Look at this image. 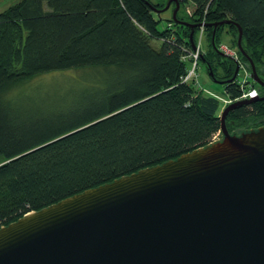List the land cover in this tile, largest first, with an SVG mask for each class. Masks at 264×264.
Returning a JSON list of instances; mask_svg holds the SVG:
<instances>
[{"label": "trees", "instance_id": "trees-1", "mask_svg": "<svg viewBox=\"0 0 264 264\" xmlns=\"http://www.w3.org/2000/svg\"><path fill=\"white\" fill-rule=\"evenodd\" d=\"M147 1L19 0L0 12V227L175 159L221 134V101L184 82L190 30L182 36L173 27L160 28L163 14ZM179 1L180 8L194 6L192 21L240 24L242 45L264 74V0ZM225 26L237 48V28ZM212 29L207 28L209 54L201 50L200 55L217 78L227 79L235 64L213 50ZM223 29L217 32L219 47ZM88 68L99 69L97 85L75 80L81 94L71 102L66 96L52 113L28 99L45 87L28 86L31 79ZM224 88L234 101L250 86L236 78ZM260 126L264 100L238 107L227 117L230 132Z\"/></svg>", "mask_w": 264, "mask_h": 264}, {"label": "water", "instance_id": "water-1", "mask_svg": "<svg viewBox=\"0 0 264 264\" xmlns=\"http://www.w3.org/2000/svg\"><path fill=\"white\" fill-rule=\"evenodd\" d=\"M172 2V20L190 29L192 50L196 27H212L213 50L234 62L233 75L219 79L200 55L214 83H233L239 74L240 61L217 44L219 27L234 25L251 81L264 87L240 24L180 20L179 0L162 9L149 4L160 14ZM263 100L259 94L229 103L216 141L1 226L0 264H264V126L237 133L226 125L232 110Z\"/></svg>", "mask_w": 264, "mask_h": 264}, {"label": "rangeland", "instance_id": "rangeland-1", "mask_svg": "<svg viewBox=\"0 0 264 264\" xmlns=\"http://www.w3.org/2000/svg\"><path fill=\"white\" fill-rule=\"evenodd\" d=\"M19 0H0V12L11 6L12 4L18 2ZM153 7L162 9L167 4L168 0H148ZM173 6L174 3L172 2L169 9L161 12L160 14H163V21L161 22L160 28H164L165 26L173 27L174 29H177L178 32L185 36L187 34L186 30L188 27L176 23L172 20V12H173ZM194 12V6L192 4H185L182 6L178 12H177V18L183 21H188L191 23H199L197 21H192L193 18L191 17ZM171 19L173 23L177 25H171V21L168 20ZM224 29L220 35V47L225 50L227 53H230L233 55V53H236L238 57V48H235L232 44V38L233 35L228 31V27L225 25ZM220 26V27H222ZM219 27V28H220ZM205 26L196 27L194 32V41L196 43V50L198 49L201 53L209 54L210 51V41L208 36V30ZM189 29V28H188ZM190 30V29H189ZM190 34V33H189ZM189 41V37H188ZM153 45L156 47H159L161 45V42L159 40L153 41ZM239 51V50H238ZM196 51L191 50L189 53V57L185 56L184 60L187 63L188 67V74L189 77L187 79V82L195 87V89L200 92L204 93L209 96L217 97L221 101V111L233 100L230 99L229 96H227L225 92L224 85L214 83L208 76L206 67L203 63H201L199 57H195ZM198 60V61H197ZM242 62L241 70L238 74L237 80H241L242 82H248L250 89L247 90L246 94L249 95V93L253 91H257L258 94L260 91V84L251 81L250 75H249V64L248 61H246L244 64ZM218 73L221 72V70H217ZM97 75H99V69L95 68H88V69H79V70H68V71H62V72H52V73H46L41 76H37L28 83V86H36L41 85L45 86L44 89L39 91V95L32 94L34 97H28V99L37 105L41 106V108L45 109L44 111H47V113H52V110L58 109L59 105L63 104L66 100L68 102L73 101L83 90H79V86H76V83L74 82L77 79L85 81V83L91 85L98 83ZM252 82L254 84H257L258 86L251 85ZM72 83V84H71ZM67 84H71L66 86ZM263 87V86H262ZM264 88V87H263ZM32 90H28L26 93L31 94ZM33 93V92H32ZM66 94V95H65ZM81 96V95H80ZM80 98V97H79ZM78 98V99H79ZM58 107V108H57ZM229 115V114H228ZM227 115V117H228ZM226 125H227V118H226ZM222 136L221 134L218 136V139Z\"/></svg>", "mask_w": 264, "mask_h": 264}, {"label": "built area", "instance_id": "built-area-1", "mask_svg": "<svg viewBox=\"0 0 264 264\" xmlns=\"http://www.w3.org/2000/svg\"><path fill=\"white\" fill-rule=\"evenodd\" d=\"M221 49H222V48H221ZM222 50H223V49H222ZM223 51H224L225 53H227L225 50H223ZM227 54H229V55L234 56V57L237 58L236 53H233V55L230 54V53H227ZM195 57H196V58L200 57V52H199L198 49L196 50ZM197 61H198V60H197ZM188 77H189V74H188V72H187L186 76L184 77V82H187ZM258 95H259V94H258L257 91H253V92L249 93V95L246 94V93H244L241 97H239V98H237V99H235V100L242 99V98H247V97H256V96H258ZM219 135H220V133H217V134L213 137V141L218 140V136H219Z\"/></svg>", "mask_w": 264, "mask_h": 264}, {"label": "flooded vegetation", "instance_id": "flooded-vegetation-1", "mask_svg": "<svg viewBox=\"0 0 264 264\" xmlns=\"http://www.w3.org/2000/svg\"><path fill=\"white\" fill-rule=\"evenodd\" d=\"M234 57V56H233ZM236 58V57H235ZM236 59H238V57L236 58ZM239 60V59H238ZM240 61V60H239ZM240 63H241V61H240ZM241 67H242V64H241ZM241 67H240V70H241ZM240 72V71H239ZM260 87H262V86H260ZM263 88V87H262ZM260 91H262L261 89H260ZM220 138H222V136L220 137ZM219 138V139H220Z\"/></svg>", "mask_w": 264, "mask_h": 264}]
</instances>
